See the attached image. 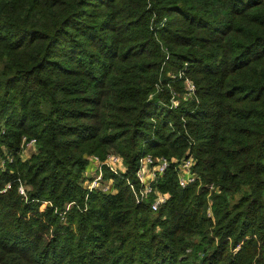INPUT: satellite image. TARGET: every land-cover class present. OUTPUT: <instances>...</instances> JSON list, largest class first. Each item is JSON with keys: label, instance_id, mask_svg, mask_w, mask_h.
Here are the masks:
<instances>
[{"label": "trees", "instance_id": "1", "mask_svg": "<svg viewBox=\"0 0 264 264\" xmlns=\"http://www.w3.org/2000/svg\"><path fill=\"white\" fill-rule=\"evenodd\" d=\"M111 153L126 175L88 195L89 158ZM5 154L0 264H264V0H0ZM146 155H192L219 192L172 167L166 203L137 204Z\"/></svg>", "mask_w": 264, "mask_h": 264}, {"label": "built area", "instance_id": "2", "mask_svg": "<svg viewBox=\"0 0 264 264\" xmlns=\"http://www.w3.org/2000/svg\"><path fill=\"white\" fill-rule=\"evenodd\" d=\"M182 77V76H180ZM159 90V87H158ZM171 109H175L179 106L182 99H193L196 96V86L190 81H184V93L180 94L172 90ZM152 96L150 97V99ZM37 151V140L23 138L22 152L20 157L25 161L30 159ZM14 158L5 154L0 158V173L4 172L8 164L13 163ZM196 161L192 155L184 157L180 160L171 159L168 160L165 157H154L152 155H146L140 159L139 168L136 173L137 184H132L128 181V185L135 197L137 204H143L153 198L152 210L158 211L168 200V194L161 193L157 184L160 178H162L170 168H174L177 172L179 186L183 189L191 186H197L199 189L204 188L210 194L213 192H219L213 184L203 186L202 179L199 174L194 172ZM95 165L93 172L89 171V167ZM105 168L114 176L123 178L127 173V168L123 162V159L114 153L108 154L105 159H100L97 156L89 158V164L86 171L83 174V184L88 189V195L93 191H100L104 194H114L115 182L114 179L105 178ZM11 184H8L2 191L5 193L11 189ZM28 188L20 183L19 193L20 195L27 197ZM50 203V202H48ZM51 204V203H50ZM74 206V203L68 204L67 211Z\"/></svg>", "mask_w": 264, "mask_h": 264}, {"label": "crops", "instance_id": "3", "mask_svg": "<svg viewBox=\"0 0 264 264\" xmlns=\"http://www.w3.org/2000/svg\"><path fill=\"white\" fill-rule=\"evenodd\" d=\"M94 170H95V165H92V166L89 167V171L90 172H93Z\"/></svg>", "mask_w": 264, "mask_h": 264}]
</instances>
